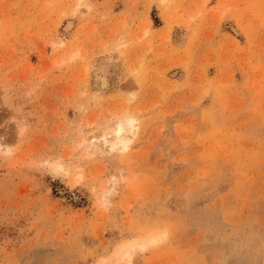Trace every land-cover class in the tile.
Wrapping results in <instances>:
<instances>
[{
    "label": "rangeland",
    "instance_id": "rangeland-1",
    "mask_svg": "<svg viewBox=\"0 0 264 264\" xmlns=\"http://www.w3.org/2000/svg\"><path fill=\"white\" fill-rule=\"evenodd\" d=\"M77 4L0 0V264H264V0Z\"/></svg>",
    "mask_w": 264,
    "mask_h": 264
},
{
    "label": "bare ground",
    "instance_id": "bare-ground-1",
    "mask_svg": "<svg viewBox=\"0 0 264 264\" xmlns=\"http://www.w3.org/2000/svg\"><path fill=\"white\" fill-rule=\"evenodd\" d=\"M82 0H78L77 7L72 10L73 15L76 13H79L81 11L80 9V2ZM102 87H105L106 82L103 79L102 82ZM136 118L131 115V114H125L122 116L120 119H118L114 124H113V129L111 132L106 134H102L104 137V142L101 146V148L108 150V151H119V152H126L129 149V146L131 145L132 141L137 135L138 132V126L136 125ZM93 143V142H92ZM95 143L93 144V149H95ZM10 153V151H6ZM102 152V151H101ZM104 152V151H103ZM112 190L105 191L102 194V197H105L107 194H109ZM165 233H157L151 236L147 243L142 244L141 248L146 249L149 246H155L161 241L165 239ZM126 256H128L129 259L132 258V251H127L125 253ZM131 261V260H129Z\"/></svg>",
    "mask_w": 264,
    "mask_h": 264
}]
</instances>
